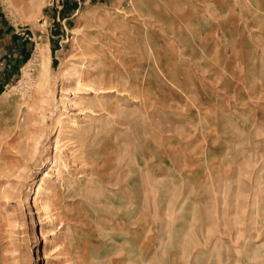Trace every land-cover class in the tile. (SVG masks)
Returning a JSON list of instances; mask_svg holds the SVG:
<instances>
[{
  "label": "rangeland",
  "instance_id": "rangeland-1",
  "mask_svg": "<svg viewBox=\"0 0 264 264\" xmlns=\"http://www.w3.org/2000/svg\"><path fill=\"white\" fill-rule=\"evenodd\" d=\"M96 2L1 0L0 264H264V0Z\"/></svg>",
  "mask_w": 264,
  "mask_h": 264
},
{
  "label": "crops",
  "instance_id": "crops-1",
  "mask_svg": "<svg viewBox=\"0 0 264 264\" xmlns=\"http://www.w3.org/2000/svg\"><path fill=\"white\" fill-rule=\"evenodd\" d=\"M24 1L25 0H18L19 3H23ZM84 1L87 3V1L89 2L91 0H84ZM135 1L140 2L141 0H135ZM124 4L127 6L129 5L128 2L124 3V0H97V2L94 5H92L91 8L92 9L97 8L99 10V8L104 7V8H108L109 10L111 9L117 10L120 6H123ZM71 5L69 6L67 4L66 5L67 9L66 8L63 9L61 14L62 18H68L69 13L67 14L66 12H70L69 10L77 6L76 3L74 2ZM0 7L3 9L1 0H0ZM127 15L130 16L131 13ZM52 17L54 18V15ZM7 19L8 17L5 15L3 17L0 16L1 49L4 50L7 55L12 54L16 57V59L20 60L21 58H25L28 55L31 46V40L28 37L23 36L24 34L20 32V28L11 30L13 26L11 22H9ZM21 29L25 31L27 27L23 25L21 26Z\"/></svg>",
  "mask_w": 264,
  "mask_h": 264
},
{
  "label": "bare ground",
  "instance_id": "bare-ground-1",
  "mask_svg": "<svg viewBox=\"0 0 264 264\" xmlns=\"http://www.w3.org/2000/svg\"><path fill=\"white\" fill-rule=\"evenodd\" d=\"M83 72L84 71H78L77 72V76H76V84L77 85H79V86H82L83 88H85V89H95L96 87H95V85H97V84H95V82L97 81H95L94 80V83L92 82V81H90V82H87L86 80H84V75H83ZM101 80H103V79H99L98 81L100 82V84H104V82L103 81H101ZM95 84V85H94ZM100 88H104V87H102V86H100ZM108 88H112V85H110V86H108ZM107 90H111V89H107ZM123 90V89H122ZM123 92L124 93H126L124 90H123ZM27 107V106H26ZM124 109V108H123ZM31 110V105H29V111ZM122 110V109H121ZM28 115H29V113H28ZM63 116H61V118H62ZM75 119V118H74ZM89 119V118H88ZM27 122V119H24L23 118V113H22V111H20V113H18V115H16L9 123H8V125L6 124V126H7V130H6V127H5V130L3 131L4 133H0L1 135L0 136H2V135H11V134H15L16 133V131H17V129H19V127L20 128H22L24 125H25V123ZM16 123V124H15ZM76 123V122H75ZM15 124V125H14ZM76 131V130H75ZM82 136V135H81ZM13 137V136H12ZM12 137L11 138H9V139H6V141H5V148H11V146H13V143L12 142H14L15 141V138H13L12 139ZM76 141H78V140H76ZM80 141V140H79ZM79 144V143H78ZM4 148V141H3V137H1V141H0V160L2 159V154H3V149H5ZM12 148H14V146L12 147ZM11 148V149H12ZM36 149H37V145L34 147V152L36 151ZM25 152V151H24ZM56 160H54V162H55ZM64 162V161H63ZM5 167H8V166H5ZM10 169H12L10 166H9V170ZM46 175H48V173L46 172L45 173ZM58 175H59V172H58ZM62 179V178H61ZM52 189V188H51ZM49 190L50 192H53L54 190V188L52 189V190ZM36 193H37V197H35L34 198V200H33V204L34 205H38V203H39V197H41L42 198V196H41V193H42V191H41V186L39 185V187L37 188V190H36ZM54 193V192H53ZM4 196H7L8 197V195H4ZM51 206H52V202H51V200H50V198L47 200V199H45V203H42L41 204V208L42 209H44V210H46V212H49V211H47V210H49L50 208H51ZM55 206V205H54ZM57 206V205H56ZM2 219H3V215H2V213H1V211H0V229L2 228V224H4V223H2Z\"/></svg>",
  "mask_w": 264,
  "mask_h": 264
}]
</instances>
